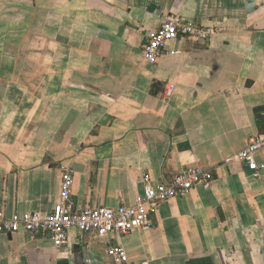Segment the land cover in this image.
<instances>
[{"label":"crops","instance_id":"crops-1","mask_svg":"<svg viewBox=\"0 0 264 264\" xmlns=\"http://www.w3.org/2000/svg\"><path fill=\"white\" fill-rule=\"evenodd\" d=\"M173 15L214 32L148 64V35ZM257 135L264 0H0V210L51 213L63 163L78 209L133 206L145 175L212 177L128 235L70 230L57 250L0 233V264H116L117 246L128 264H264V180L238 159Z\"/></svg>","mask_w":264,"mask_h":264},{"label":"built area","instance_id":"built-area-1","mask_svg":"<svg viewBox=\"0 0 264 264\" xmlns=\"http://www.w3.org/2000/svg\"><path fill=\"white\" fill-rule=\"evenodd\" d=\"M213 32L211 28L200 27L179 15L166 17L162 20L160 29L148 35L144 48L145 59L148 64H155L163 55L174 54L175 52H168L167 44L179 36L207 39ZM172 91L173 88L167 86L165 95L170 96ZM263 148L264 135L253 136L238 155V159L246 164L254 178L264 180V165L256 162V154ZM60 172V197L53 211L45 215L27 212L8 216L5 211L0 210V233L25 232L31 236L43 233L51 238L57 250L67 244L70 230L100 237L128 235L134 230L150 227L152 216L161 203L183 196L198 186L209 189L212 183L211 175L198 167L187 168L173 175L169 181L158 183L150 175H145L143 195L133 206L78 209L73 200L76 171L71 164L63 163ZM108 252L116 264H128V255L122 246L111 247Z\"/></svg>","mask_w":264,"mask_h":264}]
</instances>
